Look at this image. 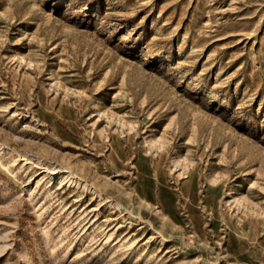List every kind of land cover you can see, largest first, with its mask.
Masks as SVG:
<instances>
[{"label": "rangeland", "instance_id": "rangeland-1", "mask_svg": "<svg viewBox=\"0 0 264 264\" xmlns=\"http://www.w3.org/2000/svg\"><path fill=\"white\" fill-rule=\"evenodd\" d=\"M0 264H264V0H0Z\"/></svg>", "mask_w": 264, "mask_h": 264}, {"label": "bare ground", "instance_id": "bare-ground-1", "mask_svg": "<svg viewBox=\"0 0 264 264\" xmlns=\"http://www.w3.org/2000/svg\"><path fill=\"white\" fill-rule=\"evenodd\" d=\"M60 182L61 183L64 182V183H69V184H75L77 186L82 187L86 191L87 190L91 191L86 184L82 183L81 181H79V179L76 176H74L72 174H69V173H62L61 172V174H60Z\"/></svg>", "mask_w": 264, "mask_h": 264}]
</instances>
